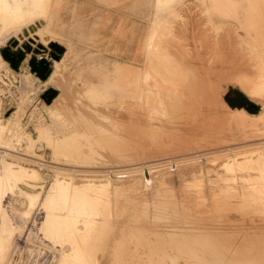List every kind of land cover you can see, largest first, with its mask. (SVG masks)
<instances>
[{
	"label": "rangeland",
	"instance_id": "obj_1",
	"mask_svg": "<svg viewBox=\"0 0 264 264\" xmlns=\"http://www.w3.org/2000/svg\"><path fill=\"white\" fill-rule=\"evenodd\" d=\"M6 1L12 8L21 3L26 15H10L0 0V264H58L68 251L65 242L74 248L70 254L85 253L95 235L96 259L102 261V241L114 239L120 264H133L136 241L167 240L168 226L154 221L157 207L216 227L232 241H264V121L251 127L222 118L234 112L258 118L264 111V43L255 42L258 27L248 28L244 13L229 8L256 0H39L40 9L33 0ZM252 17L264 21V9ZM261 29L264 37V24ZM170 42L178 53L164 50ZM160 64L166 65L160 76L149 74ZM175 66L184 70V85L162 90L158 78ZM186 70H193L189 77L202 88L191 102L190 92L183 91ZM146 75L154 76L149 91ZM255 77L261 82L248 80ZM129 82L133 90H126ZM235 94L258 109L235 104ZM144 95L153 96L151 105ZM211 96L219 105L204 104ZM128 107L154 111L145 128L151 136L145 129L131 136ZM77 132L84 135L77 154L58 155L56 142L72 141ZM112 136L128 149L115 147ZM252 184L261 186L256 202L244 196ZM85 191L92 203L74 206L70 196ZM66 194L69 202L62 204ZM54 216L71 218L64 237L45 228Z\"/></svg>",
	"mask_w": 264,
	"mask_h": 264
},
{
	"label": "bare ground",
	"instance_id": "obj_2",
	"mask_svg": "<svg viewBox=\"0 0 264 264\" xmlns=\"http://www.w3.org/2000/svg\"><path fill=\"white\" fill-rule=\"evenodd\" d=\"M33 4H34V6L36 7V8H39L40 9V1L39 0H33ZM2 6H3V8H4V10L5 11H7L10 15L11 14H14V15H16V16H19L20 14V16L19 17H22V18H24L25 16L24 15H26V14H24V12H25V10L22 8V4L21 3H18L17 4V6L15 7V8H12L8 3H7V1L6 0H3V3H2ZM229 8L230 9H232V10H241L243 13H244V15H245V18L247 19V22H248V28H250V26H256V27H258V29H257V31H256V33H257V37H256V39H255V42L257 43V44H262V43H264V37L262 36V33H261V27L263 26V20H255L253 17H252V15H253V12L254 11H257V12H260L261 13V11H263V9H264V5L261 3V2H259L258 0H256L255 1V3L253 4V3H247V2H245V4L242 6V7H238V6H229ZM22 21V20H21ZM246 29H247V27H246ZM163 32V31H162ZM174 40V39H173ZM181 41V40H180ZM178 43L180 44L181 42H179L178 41ZM166 44H168V43H166ZM174 44V42H170V44H168L167 46H165L164 47V50H166V52H177L178 53V50L177 51H175V50H173V48L174 47H172V45ZM182 45V44H181ZM182 47V46H181ZM175 48H177V47H175ZM185 48V47H184ZM186 49V48H185ZM189 50V49H188ZM187 51V50H186ZM183 52V51H182ZM182 52H180V53H182ZM188 52V51H187ZM7 53V52H6ZM9 53V52H8ZM174 53V54H175ZM5 54V53H4ZM11 54V53H10ZM10 54L8 55V56H10ZM184 54V53H183ZM260 57H263L262 55L264 54V52L263 51H261L260 53ZM12 55V54H11ZM154 55V54H153ZM177 55V54H176ZM179 55V54H178ZM187 55V54H186ZM7 56V57H8ZM151 57H156V56H151ZM165 57H170L167 53L165 54ZM259 57V58H260ZM168 58H166L165 60H166V62L165 63H167V61L169 60ZM174 58V57H173ZM183 58V57H182ZM176 59H179V58H176ZM184 59V58H183ZM14 60V59H13ZM181 60V59H180ZM185 60V59H184ZM170 61V60H169ZM168 61V63H170ZM172 61H173V59H172ZM176 61V60H175ZM174 61V62H175ZM186 61V60H185ZM151 62V61H150ZM164 62V61H163ZM149 63V62H148ZM167 63V65H169ZM183 63H184V61H183ZM260 63V62H259ZM258 63V64H259ZM264 63V62H263ZM13 64V63H12ZM149 64H151V63H149ZM174 64H176V63H174ZM174 64H172L173 66H174ZM14 65V64H13ZM155 65H156V63H155ZM159 65V64H158ZM161 66L160 67H154L153 65V67L154 68H152L151 69V73H150V71H148L149 72V74H151V75H154V76H160V74H161V72H160V68H161V70H162V68H164L165 66H162L163 64H160ZM178 65H180L179 63H178ZM181 65H182V63H181ZM184 65V64H183ZM183 65H182V67H183ZM186 65H187V63H186ZM261 65V64H260ZM15 66V65H14ZM171 66V65H170ZM169 66V67H170ZM15 67H18V66H15ZM150 67V66H149ZM181 67V68H182ZM261 67V66H260ZM173 68V67H172ZM170 69H171V67H170ZM179 68H177L176 66L173 68V70H170V72H169V70H168V72H166V74L164 73V70H163V75L162 76H165L164 78H161V77H159L158 78V82H157V84L159 85V87L162 89V90H167L169 87L170 88H180V86L182 87V85H184V83L181 85V83L179 82L180 80V78L182 79V77H180V76H182V74H181V72H182V70H178ZM185 69H187V68H185ZM184 71V70H183ZM189 71V70H188ZM185 74H187V70L184 72ZM165 74V75H164ZM190 74H194L193 73V70H192V73H189V74H187L188 75V77H187V75H186V77H187V79L189 80L188 81V84H185V87H184V93L186 94L187 93V91L188 92H190V97H189V101L188 102H191V100H192V96L195 94V92H197V95H195L194 96V98H196L199 94H200V92H201V90H202V88L201 87H199L200 86V82L199 81H196V80H193L192 79V76H191V78L189 77L190 76ZM170 75H172V76H170ZM180 75V76H179ZM154 76L151 78V79H149V78H147V75H146V77H145V79H144V86H145V90H148V88L152 85V83H153V78H154ZM185 77V75H184V78H186ZM243 77V76H242ZM187 79H185V80H187ZM240 79V78H239ZM239 79H238V81H239ZM263 79H264V76H261V80H262V82H263ZM121 79H119V85H120V87H119V89H118V91L121 93V91H124V82H123V80L122 81H120ZM183 80V79H182ZM248 80H252V81H254V83H260L261 81H260V77H258V78H250V79H248ZM183 82V81H182ZM246 82V81H245ZM247 83V82H246ZM128 85V84H127ZM246 88V87H245ZM133 90V85L129 82V85H128V87L126 88V90ZM149 91V90H148ZM180 91V90H179ZM178 91V92H179ZM210 93L212 92V91H209ZM181 93V92H180ZM179 93V94H180ZM183 93V92H182ZM119 95H121V94H119ZM118 95V96H119ZM181 95V94H180ZM187 95V94H186ZM186 95H183V97L184 96H186ZM144 96H148V98L146 99V103L147 104H152L153 103V96H151V95H144ZM235 96H237V97H239V100L237 99V98H233V102L235 103V104H237V102H239L238 104L240 105H244V107H246V109L247 110H250V111H256L257 109H258V107L255 105V104H253L252 102H250V101H245L244 102V99H242V98H240V96H238V95H236L235 94ZM228 97H229V95H228ZM95 98H96V96H95ZM179 99V98H178ZM183 99H185V97L183 98ZM195 100V102H196V99H194ZM183 101V100H182ZM185 101V100H184ZM186 102V101H185ZM195 102H193V103H195ZM230 102L232 103V100L230 99ZM135 103V102H134ZM145 103V102H144ZM218 103V104H217ZM219 103L220 102H217L216 101V99L214 98V96L212 97H210L208 100H207V103H204V104H206V105H210L211 107H213V106H216V105H219ZM137 104H139V103H137ZM140 105V104H139ZM169 104L167 103V106H168ZM171 105V104H170ZM186 106V105H185ZM174 107V106H173ZM176 107H177V105H176ZM188 107V106H187ZM198 107V106H197ZM206 107V106H205ZM90 108V107H89ZM129 109L127 110V114H129V115H127V116H125V117H132V119L129 121L131 124L130 125H132V128L134 129V131H131V136L132 137H135L136 135H137V137H140V132L141 131H144V129L146 128V123H148L149 121H151L150 119H151V117H150V113H152V112H154V111H152L151 112V110H149L147 107H143L142 108V112H139L138 111V113L133 109V108H130V107H128ZM86 109V108H85ZM87 109H88V107H87ZM126 109V108H125ZM175 109V108H174ZM187 109V108H186ZM229 109V108H228ZM88 110H90V109H88ZM102 110V109H101ZM198 110V109H197ZM86 111V110H85ZM104 111V110H103ZM260 111V110H259ZM93 112H94V110H93ZM92 112V113H93ZM96 112V111H95ZM102 111H100L99 113L100 114H103V113H101ZM104 112H106V111H104ZM178 112V111H177ZM198 112V111H197ZM91 113V114H92ZM169 113H171L170 111H169ZM180 113V112H179ZM204 113V112H203ZM235 113V115L234 114H232V115H230V114H226V115H223V120L225 121V122H230V121H235V123L236 122H238V123H240L241 125H243V123L245 122H249V125L251 124V127L252 126H254V125H256L258 122L257 121H264V111H263V113L262 114H260V112H258L259 113V117L257 118H254V116H252L253 118H251L250 117V115H246V117L245 116H243V114H241V112L240 113H237V112H234ZM84 114V113H83ZM90 114V113H89ZM95 114V113H94ZM94 114H92L93 116H98L97 115V113H96V115H94ZM109 114V113H108ZM172 114H174V113H172ZM175 114H176V112H175ZM86 115V114H85ZM261 115V116H260ZM263 115V116H262ZM105 116V115H104ZM134 117H136V119L134 118ZM171 117V116H170ZM220 117V116H219ZM219 117H218V119L217 120H219ZM172 118V117H171ZM238 118V119H237ZM245 118V119H244ZM83 119V118H82ZM92 121H94L95 123H96V118H95V120H93L94 118H90ZM98 119V118H97ZM172 121V120H171ZM216 121V120H215ZM261 121V122H262ZM173 122V121H172ZM176 122V121H175ZM192 122H194V121H192ZM95 123H93V124H95ZM256 123V124H255ZM148 124H151L150 122L148 123ZM225 124V123H224ZM223 124V125H224ZM233 125V124H232ZM248 125V126H249ZM192 126V125H191ZM235 126V125H234ZM225 127H228L227 126V124H225ZM238 127H240V126H238ZM164 128V127H163ZM146 130V129H145ZM151 130L152 129H150V131H149V129H147L146 130V132L147 131H149V132H151ZM160 131V130H159ZM162 131V130H161ZM138 132H139V134H138ZM145 132V131H144ZM144 132H143V134H144ZM145 132V134H147V135H145V136H148V134H150L149 132H147L146 133ZM168 132V131H167ZM170 132V131H169ZM158 134V133H157ZM177 134V133H176ZM87 135V134H86ZM153 135H155L154 134V132H153V134H152V136ZM84 136V135H83ZM82 136V134L80 133V134H78V132H77V134H73L72 136H71V138H73L72 139V141H70V138H66V139H64L63 138V141H60V143H57L56 142V144H57V146H56V153L58 154V155H60V154H62V155H66V157L67 158H73V156H74V153H76V149L78 150V145H77V143L79 142V139L78 138H80V141H81V138L83 137ZM88 136V135H87ZM89 136H90V134H89ZM88 136V137H89ZM150 136H151V134H150ZM158 135H156V137H157ZM141 137H142V135H141ZM154 137V136H153ZM43 138H46V137H43ZM90 138V137H89ZM162 138V137H161ZM164 138V137H163ZM47 139V138H46ZM83 139V138H82ZM110 139V138H109ZM165 139V138H164ZM167 139V138H166ZM50 140V139H49ZM78 141V142H77ZM111 141L113 142V145L115 146V147H117V148H119L120 150H122V151H124V150H126V149H128V146L125 144V142H120V141H118L117 140V138H115V136H112L111 137ZM148 141V140H147ZM162 141V140H161ZM168 141V140H167ZM175 141V140H174ZM83 142V141H82ZM169 142V141H168ZM161 143H163V141L161 142ZM167 143V142H166ZM153 144V143H152ZM79 145H81V144H79ZM148 145H150V144H148ZM52 146V145H51ZM167 146V145H166ZM83 147H85V146H83ZM79 149H80V147H79ZM83 149V148H82ZM86 149V148H85ZM84 151V150H83ZM80 152V151H79ZM82 152V151H81ZM77 154V153H76ZM82 155H84V154H82ZM78 156V155H77ZM263 158V157H262ZM4 165V164H3ZM5 168H7V167H5ZM149 170V169H148ZM5 172H6V170H5ZM9 173V172H8ZM25 174H26V172H25ZM24 174V175H25ZM19 175H20V173H19ZM5 177V175H1V179L3 178V177ZM27 176V175H26ZM31 177H32V179H33V176L32 175H30ZM30 176H28V177H30ZM8 177V176H7ZM10 177V176H9ZM18 177V176H17ZM24 177V176H23ZM151 177V176H150ZM6 178V177H5ZM4 178V179H5ZM15 178V177H14ZM17 179V178H16ZM27 180V179H26ZM153 180V179H152ZM247 180V179H246ZM7 181H9L8 179H7ZM16 181V180H15ZM18 181V180H17ZM23 181V180H22ZM19 182V181H18ZM230 182H232V181H230ZM11 183V182H10ZM60 183H62L61 181H60ZM92 183V182H91ZM146 183H148L149 184V180L148 181H146ZM227 183V182H226ZM4 184V183H3ZM12 184H13V182H12ZM88 184H89V182H88ZM261 184V183H260ZM61 186H62V184H60ZM222 185V184H221ZM253 185V187L252 188H247V190H246V188H245V197L249 200V201H255L256 202V199H260L261 198V195H259L260 194V192L258 193V191H259V189H256V188H258V187H261L262 186V184H261V186L260 185H258V187H256V185L255 184H252ZM255 185V186H254ZM6 186V185H5ZM57 186V185H56ZM60 186V188H61V190H62V188H64V187H61ZM70 186H71V184H70ZM91 186H92V184H91ZM148 186V185H147ZM7 187H9V186H7ZM13 187V186H12ZM55 187V186H54ZM67 187V186H66ZM77 187V186H76ZM81 187H83V186H81ZM95 187V186H94ZM245 187V186H244ZM249 187H251V185L249 186ZM255 187V188H254ZM1 188V187H0ZM59 188V187H58ZM89 188V187H88ZM242 187H240V189H241ZM262 188H264V187H262ZM262 188H261V190H262ZM65 189V188H64ZM80 189V188H79ZM85 189V188H84ZM92 189V188H91ZM243 189V188H242ZM66 190H67V188H66ZM69 190V189H68ZM76 190V189H75ZM200 190V189H199ZM234 190H235V188H234ZM244 190V189H243ZM243 190H242V192H243ZM264 190V189H263ZM4 191V190H3ZM53 191V190H52ZM58 191V190H57ZM63 191V190H62ZM61 191V192H62ZM65 191V190H64ZM72 191H74V190H72ZM81 191V190H80ZM94 191V190H93ZM220 191H222V190H220ZM241 191V190H240ZM58 192H60V190L58 191ZM60 192V193H61ZM67 192V191H66ZM69 192H70V190H69ZM83 192V191H82ZM82 192H81V194H75L74 196H70V198L74 201V202H72V204L75 206V204L76 203H81V204H85V203H83L84 201H87V202H89V203H92V202H90V201H88V196L86 195V191H85V195H83L82 194ZM98 192V191H97ZM242 192H240V193H242ZM68 193V192H67ZM72 193V192H71ZM101 193V192H100ZM221 193V192H220ZM223 193V192H222ZM228 193V192H227ZM235 193H236V191H235ZM238 193V192H237ZM0 194H1V191H0ZM4 194H6V192L4 193ZM61 194H63V193H61ZM91 194V193H90ZM3 195V194H2ZM96 195V194H95ZM100 195V194H99ZM219 195V194H218ZM221 195V194H220ZM229 195H231V194H229ZM57 196H58V194H57ZM60 196V195H59ZM69 196H68V194H66V195H62L61 196V199H63V203L62 204H66L67 203V201H68V198H69ZM90 196V195H89ZM97 196H98V194H97ZM222 196H225L224 194L222 195ZM221 196V197H222ZM232 196V195H231ZM56 197V196H55ZM92 197H93V195H92ZM94 197H96V196H94ZM99 197V196H98ZM103 197V196H102ZM226 197V196H225ZM234 197V196H233ZM49 198L50 197H48V201H49ZM52 198H53V195H52ZM69 198V199H70ZM91 198V197H90ZM101 198V197H100ZM220 198V197H219ZM263 198V197H262ZM53 199H55V198H53ZM52 199V200H53ZM59 199H60V197H59ZM58 198L56 199V200H53V201H56V204L58 203V200H59ZM94 199H96V198H94ZM218 199V198H217ZM221 199V198H220ZM84 200V201H83ZM101 200V199H100ZM263 200H264V198H263ZM11 201V200H10ZM32 201V200H31ZM61 201V200H60ZM69 202V201H68ZM87 202H86V204H87ZM96 202V201H95ZM104 202V201H103ZM48 203V202H47ZM61 203V202H60ZM60 203H58V205L60 204ZM258 203H260V202H258ZM80 204V205H81ZM97 204V203H96ZM232 204V203H231ZM57 205V206H58ZM72 205V206H73ZM77 205V204H76ZM56 206V207H57ZM73 206V207H74ZM78 206V205H77ZM83 206H86V205H83ZM82 206V207H83ZM87 206H88V204H87ZM95 206V205H94ZM229 206V205H228ZM45 207V206H44ZM47 207V206H46ZM62 207V206H61ZM81 207V206H80ZM89 207V206H88ZM104 207V206H103ZM72 208V207H71ZM78 208H79V206H78ZM42 209V208H41ZM45 209V208H44ZM60 209V208H59ZM62 209V208H61ZM67 209V208H66ZM77 209V208H76ZM100 209V208H99ZM157 210H155L154 211V213H153V215H154V221L155 222H157L160 226H162V227H165V226H168V237H167V240H166V242H160V241H157V242H152L151 240H149V243H139L138 241H136L137 242V246H136V257H135V259H134V263L133 264H264V241L263 240H257V239H249V240H246V241H244V240H242V241H240L239 242V240L238 239H236V240H231V239H229V238H225L224 236H222V235H220V234H218V230H216L217 228L216 227H213V226H206V225H200V224H198V223H196V222H191L190 220H188V219H179V218H175V217H173L172 215H173V213H172V215L169 213V212H166V210L165 209H162L161 207H157L156 208ZM79 210V209H78ZM85 210V209H84ZM65 211H67V212H70L71 210L69 209V211L68 210H65ZM86 211V210H85ZM92 211V210H91ZM99 211V210H98ZM64 212V211H63ZM62 212V213H63ZM79 212H81V211H79ZM49 213V212H48ZM73 213V212H72ZM87 213V212H86ZM85 213V214H86ZM26 214V213H25ZM76 214V213H75ZM80 214V213H79ZM69 215V214H68ZM73 215V214H72ZM81 215V214H80ZM91 215V214H90ZM193 215V214H192ZM26 216V215H25ZM46 216V215H45ZM93 216V215H92ZM74 217V216H73ZM76 217H78L77 215H76ZM76 217H75V219H76ZM44 218V217H43ZM85 218V217H84ZM83 218V219H84ZM93 218V217H92ZM62 219V218H61ZM71 219V218H70ZM70 219H63V220H59V221H56L57 219L55 218V216L54 217H51V218H49L48 219V223H46V226H45V228L46 227H48V234H51V235H53L54 237L55 236H61V235H63V237L65 236L64 235V233H66V231L68 230V228L69 227H67V228H63L64 226H67L68 225V223L70 222ZM95 219V218H94ZM176 219V220H175ZM46 220V219H45ZM55 220V221H54ZM79 220H81L80 218H79ZM77 221H78V219H77ZM82 221H84V220H82ZM241 221V220H240ZM78 222H81V221H78ZM87 222V221H86ZM90 222V221H89ZM242 222V221H241ZM261 221H259V223H260ZM73 223V222H72ZM83 223V222H82ZM81 223V224H82ZM94 223V222H93ZM93 223H91V224H93ZM146 223V222H145ZM76 224V223H75ZM80 224V223H79ZM88 225H90L89 223H87ZM48 225V226H47ZM72 225H74V224H72ZM77 225H78V223H77ZM86 225V224H85ZM97 225V224H96ZM147 225V224H146ZM149 225V224H148ZM54 226H57V230L55 231V229H54ZM71 226V225H70ZM83 226V225H82ZM91 226V225H90ZM95 226V225H94ZM78 227H79V225H78ZM78 227H76V228H78ZM81 227V226H80ZM83 227H87V229H88V231L90 232V229L91 228H88V226H83ZM82 227V228H83ZM59 228H61V229H59ZM75 228V229H76ZM70 229V228H69ZM72 229V228H71ZM74 229V228H73ZM83 230V229H82ZM85 230V229H84ZM70 231V230H69ZM72 231H75V230H72ZM79 231H80V228H79ZM88 231H86L87 233H88ZM94 231H98V234H99V231H100V228L98 229V228H96V227H94ZM71 232V231H70ZM82 232V231H81ZM74 233V232H73ZM87 233H86V235H87ZM91 233H92V231H91ZM77 234H78V232H77ZM90 234V233H89ZM82 235V234H81ZM85 235V236H86ZM94 235V234H93ZM93 235H91L90 234V236H93ZM66 236H68L69 237V235H66ZM71 236V235H70ZM74 236H76V235H74ZM83 236V235H82ZM98 235H95L94 236V238H93V241L91 240V239H88V240H91V245H90V249H87V247H86V245L84 246V248H81V249H87L86 250V252L85 253H83V252H72V254H70L71 253V251L74 249V248H72L71 247V245L69 246V243H67V242H65L68 246V249H67V247H66V249L68 250L67 252H64L63 253V260H62V262L60 263V262H58V264H120L121 263V256L119 255V256H117V257H115V251H114V248H115V246H114V239H112V240H110V241H108V242H103L102 241V244H100V246H99V252L101 253V255H102V258H101V262L99 261L100 260V258H99V260H98V258L96 259V256H97V252H96V250L94 249V251L95 252H93V247H94V243H95V240H96V237H97ZM50 237V236H49ZM54 237H52V238H54ZM63 237H61V238H63ZM72 237V236H71ZM78 237H79V235H78ZM77 237V239H79ZM145 237V236H144ZM81 238V237H80ZM85 238H87V236L85 237ZM112 238V237H111ZM57 239H58V237H57ZM75 239V238H74ZM81 239H83V238H81ZM64 240V239H63ZM66 240H67V238H66ZM71 240V239H70ZM80 240V239H79ZM86 240V239H85ZM56 241V240H55ZM77 241V240H76ZM86 242H88V241H86ZM232 242V244H230ZM75 243V242H74ZM77 244H79V243H77ZM87 244V243H86ZM88 244H89V242H88ZM55 245V244H54ZM64 245V244H63ZM74 245V244H73ZM72 245V246H73ZM83 245H84V243H83ZM103 245H104V247H103ZM125 245V244H124ZM60 247V246H59ZM72 249H71V248ZM75 247V246H74ZM147 247V248H146ZM69 248H70V250L71 251H69ZM79 248V247H78ZM139 248H144V249H147V251H145V252H139ZM62 249H64V248H62ZM85 250H83V251H85ZM74 251V250H73ZM142 251V250H141ZM60 254V253H59ZM92 254V255H91ZM93 254H94V256H93ZM133 254H135V253H133ZM55 256V255H54ZM59 256H61V254L59 255ZM70 258V259H69ZM105 258V259H104ZM60 261H61V259H60ZM104 262V263H103Z\"/></svg>",
	"mask_w": 264,
	"mask_h": 264
},
{
	"label": "built area",
	"instance_id": "obj_3",
	"mask_svg": "<svg viewBox=\"0 0 264 264\" xmlns=\"http://www.w3.org/2000/svg\"><path fill=\"white\" fill-rule=\"evenodd\" d=\"M2 104H3V102H2V99L0 98V107H1Z\"/></svg>",
	"mask_w": 264,
	"mask_h": 264
},
{
	"label": "water",
	"instance_id": "obj_4",
	"mask_svg": "<svg viewBox=\"0 0 264 264\" xmlns=\"http://www.w3.org/2000/svg\"><path fill=\"white\" fill-rule=\"evenodd\" d=\"M16 70H18V68Z\"/></svg>",
	"mask_w": 264,
	"mask_h": 264
}]
</instances>
